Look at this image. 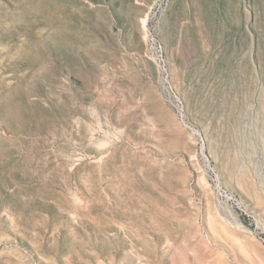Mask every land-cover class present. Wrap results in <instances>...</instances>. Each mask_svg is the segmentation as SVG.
I'll use <instances>...</instances> for the list:
<instances>
[{
	"label": "rangeland",
	"instance_id": "rangeland-1",
	"mask_svg": "<svg viewBox=\"0 0 264 264\" xmlns=\"http://www.w3.org/2000/svg\"><path fill=\"white\" fill-rule=\"evenodd\" d=\"M0 264H264V0H0Z\"/></svg>",
	"mask_w": 264,
	"mask_h": 264
},
{
	"label": "built area",
	"instance_id": "built-area-1",
	"mask_svg": "<svg viewBox=\"0 0 264 264\" xmlns=\"http://www.w3.org/2000/svg\"><path fill=\"white\" fill-rule=\"evenodd\" d=\"M147 38H148V46H149L148 52L159 69L162 90L167 101H169L170 105L174 108L179 119L185 125V127L193 131L197 136L200 137L198 131L195 130V128L193 127L192 123L189 120L185 101L173 86L163 45L158 40V38L156 37V35L152 30L148 31ZM209 171L211 173V183L215 190L216 195L219 198L226 200L228 203H231L233 206H236L238 209H240L241 208L240 201L236 198V196L233 193H231L228 189L224 187V185L221 183L219 174L216 172V170L213 167L210 166V164H209Z\"/></svg>",
	"mask_w": 264,
	"mask_h": 264
}]
</instances>
